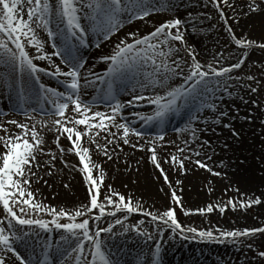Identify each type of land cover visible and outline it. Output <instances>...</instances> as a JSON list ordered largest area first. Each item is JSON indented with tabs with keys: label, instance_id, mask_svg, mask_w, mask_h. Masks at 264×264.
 Wrapping results in <instances>:
<instances>
[{
	"label": "snow or ice",
	"instance_id": "1",
	"mask_svg": "<svg viewBox=\"0 0 264 264\" xmlns=\"http://www.w3.org/2000/svg\"><path fill=\"white\" fill-rule=\"evenodd\" d=\"M242 2L241 7L237 0H213L219 18L224 22L230 42L241 53L240 57L229 66L220 64L222 53L220 58L214 57L211 62L202 63L197 58L196 48L189 45L185 39L182 30L185 21L177 16L160 23L146 35L128 32L123 39L117 37L111 53L101 57L107 68L105 75L100 76L91 68H86L87 61L79 55L80 48H87L91 38L111 42L125 26L126 21L131 23L137 19L144 20L152 15L153 10L160 11L175 7L172 0H165L163 4L160 0H156L155 5L149 0H0V66L6 73L5 82L9 87L18 84V94L23 100L27 99L29 93L36 96L42 93L46 99L54 98L53 114L60 117L52 122L56 133L55 143L59 152L63 153L65 149L60 145V137L64 136L70 142L72 147L69 151L75 152L79 157L81 164L79 170L87 182L89 194L86 204L71 211L63 208L58 210L38 201L32 190V178L34 176L37 180L42 178L33 171V167H39L36 156L43 152L42 146L45 140L37 131L36 124L29 125L27 122L10 120L8 123L20 130L14 135L8 134V130L0 124V131L6 133L0 136V217H2L0 218V264H37L31 254H22L18 250L21 243L26 244V237L30 235L24 232L22 226L35 227L46 232H52L54 229L64 230L68 235L62 234L60 239L71 240L72 247L71 252L65 249L61 255L67 258L71 253H76L77 255L73 257L75 264H119V261L113 258L111 251L105 247L106 241L102 238V234H111L115 225H122L124 221L117 218L115 225L109 224L107 227H100L99 222L106 217H116L117 213L140 212L141 205L139 203L134 205L130 196L126 198L110 184L105 186L107 173L102 165L93 161V149L85 146V137L87 143L95 144L96 150L102 151L103 155L111 160L108 144L113 143L114 140H109L105 136L106 143L99 144L96 137H99L101 132L110 133L115 138L117 132L122 131L119 139L125 145L131 144L133 148L138 145L131 143V137L144 138V133L130 123L117 122L125 107L141 102L152 105L154 106L152 114L140 115L139 118L146 124L158 122L162 125L169 114H179L184 108L197 102L204 105L203 96L212 91L209 85L213 80L217 85L222 77L231 80V73L243 67L250 50L264 51V37L259 40L253 39L243 31L237 34L233 28V24L239 25L241 20H250L254 16L261 17L264 22V0H242ZM222 4L234 15L227 14L224 7H221ZM38 29L46 32V38L40 37ZM174 42H179L180 47H175ZM95 46L99 48L100 43H96ZM181 52L184 55H180ZM54 58H59L60 63H56ZM40 62H47L50 67L41 66ZM145 65H150L152 71L148 72ZM65 67L67 70H64ZM42 76H50L58 80L63 77L61 83L65 86L66 92L46 86L41 82ZM248 79L256 78L249 76ZM129 80L136 81L144 91L151 89L153 94L145 96L134 87L132 98L126 103L117 99L115 104L110 105V113L93 111L94 105L85 101L80 94L82 87H92L97 81H103L107 84L109 96L116 99L117 84ZM36 85L39 87L37 88ZM61 100L63 102H60ZM70 104L74 106L72 111L76 115L66 117ZM207 107L216 109L214 102L207 104ZM220 115L227 116V112L221 111ZM219 122L217 119L216 123ZM38 123L47 127V122ZM113 127L117 132L111 131ZM226 127L231 129V125ZM233 135L239 137V133L234 130ZM157 139L163 141L164 136L160 135ZM193 139H196L195 130H193ZM145 146L139 145L141 150ZM157 148V140L153 139L148 145V151L152 164L161 174L157 179L162 178L167 185L171 202L183 207L182 197L177 195L178 189L173 187L168 173L161 165ZM184 152L185 149L178 148L177 153L180 155L169 154L170 158L165 163L175 165L181 173L186 174L185 162L188 161L213 176H221V172L214 171L213 167L201 157L199 151H195L194 155L201 158L194 161L192 156L183 155ZM50 155L52 160L56 159L55 153ZM211 159V156H207V160ZM240 164L243 165L244 160H241ZM47 175L51 176L52 173L48 172ZM175 183L180 185L183 181L177 180ZM235 191L239 192V187H236ZM237 203L241 208L246 209L252 205H259L262 201L259 197L253 196L246 200H229L223 206L208 204L206 208L195 211L200 214L212 213L214 208H218L223 213L229 205L236 210ZM38 212L50 214L52 219L39 218L36 216ZM184 214L191 215L192 211L185 210ZM144 215L150 217L157 225L167 226L173 234L177 232L194 234L193 239L236 240L240 237H252L257 233L264 234V227L222 230L219 232V237L210 230L185 228L177 219L176 208L171 206L163 211H146ZM127 218L125 215L124 219ZM62 220L67 222H61ZM144 223V220L139 221L136 232L148 239H154L147 229L141 230L140 226ZM93 224L95 229L92 227ZM162 231L163 229L158 235H161ZM160 251V245H156L155 264H159ZM85 253L88 255L86 256ZM259 256L264 258V251H260ZM48 261L49 256L46 254L45 259L39 264H48ZM61 264H66V259Z\"/></svg>",
	"mask_w": 264,
	"mask_h": 264
},
{
	"label": "rangeland",
	"instance_id": "2",
	"mask_svg": "<svg viewBox=\"0 0 264 264\" xmlns=\"http://www.w3.org/2000/svg\"><path fill=\"white\" fill-rule=\"evenodd\" d=\"M193 1L197 2L195 9H197L198 13L200 12L199 14L197 13V15H200V17L201 15H206V17L203 18L204 24H202V20L201 23L200 20L197 19L196 13L189 10L187 6L182 3V1L172 0V4H174L175 7L168 8L165 14H160L159 12H156V10H153L154 17L164 19L152 22L146 21L145 26H139L138 29L133 26H129L123 30L127 31L126 33L136 32L137 35H146L153 31L154 27H156L159 23L178 16L180 19L185 21L182 30L184 31L186 41L189 45L196 48L198 53L197 58L202 63L205 61L211 62L214 57L220 58L221 53L223 54V58H220V64H223V66H229L231 63H234L240 57L241 53L238 48L230 42V37L225 30L224 22L219 18L217 9L212 2L213 0H192V2L191 0H186V4L191 6L192 4H195ZM237 2L241 5V7L243 6L242 0H237ZM209 4H212V6ZM221 7H224L225 12L230 16L234 15L231 13V10L223 4ZM255 18L258 19L259 16H254L250 20L244 19L246 24L244 26L245 31L243 32L250 38L259 40L261 37H264V22L258 24L251 22ZM244 20H241L239 25L233 24L234 31L237 30L236 28L240 26L241 22ZM239 33L240 32L238 31L237 34ZM38 34L42 39L46 38V32L43 30L38 29ZM117 37L123 39L120 35ZM117 37L115 39L113 38V40L108 43L106 50L96 51L100 52L97 56L110 54L114 44L117 42ZM174 46L180 47L179 42H174ZM201 52H205L206 55L203 56ZM180 55H184V53L181 52ZM219 66L220 65L218 64L217 67ZM1 67L2 66H0V71H4L3 67ZM103 67L105 68L104 65H98L96 68L93 67L92 70H97ZM231 76V80L227 77L220 78L218 85L216 84V81L213 80L212 83L216 85L215 88L210 86L212 91L204 95L206 105L202 113L198 114L202 117L200 116L195 119L196 127L194 130L196 133V139H193V131H187L183 135L168 134L165 135L164 140L161 141L166 143L162 144V147L159 146L157 148V152L158 158L160 159L161 155H180L177 153L178 148L185 149V153L192 156H195V151H199L201 153V157H203L205 161L213 167V169L224 168L230 165L235 166L236 161L240 164V161L244 160L243 166L247 168L253 167L252 171H249L245 175L246 186L242 185V187L237 184L228 186L223 185L219 187L222 190H219L218 192L216 185H214L216 182L213 183L205 179V181L194 183L193 191L206 194L207 199L203 200L201 203L197 202L193 204H187V201L184 199L185 204L182 200L183 207H180L171 202L169 189L162 178L157 179L158 177H161V174L153 166V168H151V179L153 183L152 188L154 193L160 197H158L157 200H151L152 198L148 199L146 197L148 190L146 192L140 183H136V180H126L128 182L121 181L118 175L111 173V170L114 172L116 169L108 166L109 164L116 167L117 164H123L126 168L136 167L139 169L142 164L147 163L150 167L152 164L150 152L148 151V145H150V143H143L140 140L131 137V143H135L138 146L136 148H127L124 145L116 146L115 150H112V152L119 154L120 156L118 157L113 155L111 156V160L104 156L102 151H98L96 150V147H94L95 150H93V152H98L101 157L105 159L104 162H100L95 159L96 163L102 165L107 173V177L104 182L105 186L110 184L112 188L123 193L126 198L130 196L134 205L137 203L141 205L140 212L117 213L116 217H106L99 222L100 227H107L109 224L115 225V219L117 218L124 221L122 225H115L111 234H102V236H104L107 240L120 241L121 244H109L114 246L113 248H115L118 258L124 259V255L126 258H130V261L133 260L137 262H132L134 264H146V262L154 264L155 246L160 245L161 251L159 263H162L164 260L163 253L169 252L168 250H165V247L170 244L161 243L172 238L186 239L185 236H187L188 240L199 241L201 243L200 246H197L199 247L197 250L193 245L185 244L192 246V250L190 252H195L196 256L201 258L204 254L205 256H209L210 259L208 262H205L204 259L190 260L189 256L185 255L188 259L178 256L180 260H185L183 262L185 264H208L211 261L215 264H264V258L259 256V252L264 251V234L257 233L255 236L240 237L236 240H233V238H218L214 240H201L199 238L193 239L192 236L194 234L179 232L173 234L170 229H167V226L163 224L157 225L156 222L151 221L150 217L144 215V212L146 211L156 212L158 210H166L170 206L175 207L177 210V219L185 228L195 227L198 230H210L213 231L214 235L217 237H219V232L222 230L232 231L237 229L243 230L245 228L251 229L264 227V51H260L259 49L250 50L243 67L234 70L233 73H231ZM249 76H254L256 79L249 80ZM226 85L227 91H225ZM252 89H256V91H252ZM148 91L149 92L141 93L145 96L153 94L152 90ZM213 102L216 105L215 110L207 107V104ZM221 111L227 112V116H221ZM217 119H219V123H216ZM54 120L55 119L47 122L48 124H51ZM37 121L40 122L41 120ZM36 124L37 126H40V123ZM226 125H231V129L226 127ZM52 129H54L53 124ZM233 130L239 133L238 138L234 137ZM120 135H122V132L118 135V138ZM98 138L99 137H97L96 140ZM60 139H62L60 141L61 146H66V148L69 147V149L71 148L69 146L70 142L65 139L64 136H61ZM85 139L87 140V138ZM185 141H187V144H185ZM100 143L101 145L104 144L103 142ZM139 145L146 146L143 150H141ZM201 145H203V147H201ZM225 145H227V147H225ZM50 147L54 148L55 152L59 155L57 157V161L55 162L57 166L56 171L59 170V168L65 170L60 176H57L58 179L52 180L53 176L50 178V180L55 183V188L60 191V194H56V192H59L57 190L55 192L53 188L49 194L35 193L37 200L44 205L55 207L58 210L63 208L69 211L82 204H86L88 202L87 196L89 194L86 190L87 182L83 178V173L79 170V157L75 154V152L71 151L72 153L69 155L72 156V160L69 161L67 159L68 153L65 151L62 155L56 147V143H53L52 141L50 143ZM128 149H130L133 156L127 157L124 161L121 160L122 155L129 156L125 153ZM48 150L50 151V149ZM238 152H240L239 155ZM42 154L44 157L49 156L48 151H45ZM109 155H111V153ZM207 156H211L212 159L207 160ZM116 158L121 160V163H115L118 161ZM48 160L50 162H54L52 158H49ZM189 167L190 168L187 170V173L192 170V168L202 174L207 172L205 169H198L194 164ZM48 172L54 174V168L44 170L45 174ZM208 174L209 176H213L210 173ZM226 175L227 173L224 172L221 177L225 178ZM248 176L252 177L251 181H248ZM169 179L171 180L170 176ZM173 182L175 183V181ZM189 185L190 184L183 180L182 184L177 185L175 183V186L173 184V187L178 189L177 195L181 196L183 199L184 196L186 197L188 192H193L188 191L193 187L192 185ZM40 187L43 186L40 185L39 188ZM140 187L142 189H140ZM236 187H239V192L235 191ZM34 188H38V186L35 185ZM160 189H163V191H160ZM209 189H211V191H209ZM253 196L259 197L262 203L259 205H252L246 209L241 208L239 203H237L236 210H233L229 205L223 213L220 212L218 208H214L212 213L205 212L204 214H200L195 211L199 208H206L208 204H220L223 206L226 205L229 200H246L248 198H252ZM185 210H191L192 214L185 215ZM125 215L128 217L127 220L124 219ZM36 216L46 220L52 219L50 214L45 212H38L36 213ZM140 220L145 221L144 225L140 226L141 230L143 231L144 229H147L154 239H148L136 232V226L139 224ZM22 227L24 232H28L34 236L33 240L40 239L37 244H46V234L48 232L30 226ZM92 227L95 229V224H93ZM124 229H128V231H124ZM161 229H163L162 234L158 235V232H160ZM54 233L55 241L58 244H62L63 242L60 239L62 234L68 235L64 230L54 229ZM131 234L135 238L131 237ZM109 236L111 239H109ZM127 238L130 239V244L122 242V239L125 240ZM248 245H251V247H248ZM32 247L29 246V250H31ZM71 247L72 241L67 244L65 249H67L68 252H71ZM76 255V253H71V255L67 256V258L63 256V259H66V264H75L73 257ZM165 259H167V257H165ZM173 259H175V257Z\"/></svg>",
	"mask_w": 264,
	"mask_h": 264
},
{
	"label": "bare ground",
	"instance_id": "3",
	"mask_svg": "<svg viewBox=\"0 0 264 264\" xmlns=\"http://www.w3.org/2000/svg\"><path fill=\"white\" fill-rule=\"evenodd\" d=\"M164 19V18H162ZM160 19V20H162ZM159 20V21H160ZM261 21V22H260ZM251 22H255V23H263L262 22V18H255L253 19ZM245 20L241 22V25L238 26L236 29V32L238 33L241 32V31H245L244 29V26H245ZM143 27L145 26V22H141V23H138L136 25H134L135 28L137 27ZM107 44V43H106ZM105 44V45H106ZM201 54L203 56H205V52H201ZM94 55V54H92ZM91 63H95V58L94 57H91V62L90 60L88 61V65H91ZM210 87V85H209ZM217 88V87H216ZM212 89V88H211ZM206 104L204 105H201L200 103H196L194 106L197 108V109H201V106L205 107ZM69 116V115H68ZM70 117V116H69ZM52 129V128H51ZM47 133L49 135H52V136H56V134L52 131H49L47 130ZM234 145V144H232ZM85 146H88L91 148V145H85ZM110 150H111V154L112 156L115 155V156H120L119 154H115L112 152V150H115V144H111L110 146ZM237 151V150H236ZM126 154H128L129 156H125V155H122V158L121 160H125L127 157H130V156H133L132 155V152L130 151V149H128L127 151H125ZM95 154V157L98 161L100 162H104L105 159H103L101 157V155L97 152H94ZM240 154V152H238V155ZM183 155H186L185 152L183 153ZM192 156V155H190ZM117 157V158H118ZM68 160H72V156L68 155ZM116 158V159H117ZM170 156H165V155H161L160 156V161H161V165L162 167H164L165 171L168 173V175L171 177V180H172V183L174 184L175 186V183L173 181H177V180H185L188 184L192 185L193 187L191 189H187L188 191H193L194 190V183L196 182H202V181H205V179L215 183L214 185H216V189L217 191L219 192V190H222L220 189L219 187L223 186V185H234V184H237L238 186H242V185H245V175L246 173H248L249 171H252L253 167H245L241 164L238 163V161H236V164L235 166H227V167H224V168H216V169H213L214 171H220L221 172V176L224 174V172L227 173V175L225 176V178H222L221 176L220 177H216V176H209V174L206 172L205 174H202L200 173L199 171H196V170H193L194 168H192V170H190L188 173L186 171V174L184 173H181V171H179L175 165H171L169 163H165V161L169 160ZM196 158V156H192V160L194 161ZM118 161L115 162V163H121V160L117 159ZM126 164V163H125ZM193 163H189L188 161L185 162V168L186 170H189V166H191ZM53 165L52 162H50L49 160H47L46 157H43L42 158V161L39 163V166H41L43 169L47 170L49 168H51V166ZM108 166L110 168H113V169H116L114 172L113 170H111V173H114L116 175H118L121 179V181H125V182H128L126 180H129V181H132V180H136V183H140L142 185V187L144 188V190L147 192L148 190V193L147 194V198L148 199H151V200H157L158 197L160 196H157L156 193H154V190L152 188L153 186V183H152V179H151V168H153V164L150 165H147V163L145 164H142L141 167L138 168H126L125 165L123 164H117L116 167L114 165H109ZM138 169V170H137ZM62 171L64 172L65 170H63L62 168H60L57 173L55 172L54 173V176H60L62 174ZM37 175L39 177H41L42 179H39L38 181L40 183H43L45 180H46V175L45 173L42 171V170H38L37 171ZM251 178L250 176H248V181H251ZM37 180L36 177L33 178V181ZM52 180H54V177L52 178ZM140 181V182H139ZM189 185V186H190ZM246 186V185H245ZM47 187L50 189H53L55 188V185H54V182H50ZM243 187V186H242ZM40 190H42L43 192H48L49 189H45L43 187H40L39 188ZM140 189H142L140 187ZM56 192V190H54ZM57 191L59 192L60 194V191L57 189ZM57 193V192H56ZM151 195V196H150ZM88 197V196H87ZM184 199L187 201V204H193V203H201L203 200L207 199V196L206 194H201L197 191H193V192H188V194H186V197L184 196L183 197V202H184ZM185 204V202H184ZM189 245H193L195 247V249H199V247L197 246H200L198 244H189ZM188 245H185V244H170L168 247H166L165 250H168V251H175L176 249H178V252L177 254H181V257H185L186 259H188L186 256H184L182 253H184V247H186ZM189 250H192V246H189L188 248ZM195 252H193L191 254V256L189 257L190 260H200V259H204L205 262H208L210 257L209 256H205L204 254L202 255L203 257H197L196 256V253L194 254ZM197 257V258H196ZM184 260V259H183ZM185 261V260H184ZM208 264H215L213 261L209 262Z\"/></svg>",
	"mask_w": 264,
	"mask_h": 264
}]
</instances>
